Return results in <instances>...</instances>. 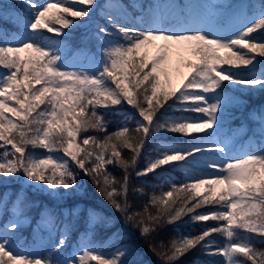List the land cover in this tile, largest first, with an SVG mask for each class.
I'll list each match as a JSON object with an SVG mask.
<instances>
[{
  "label": "snow or ice",
  "instance_id": "snow-or-ice-1",
  "mask_svg": "<svg viewBox=\"0 0 264 264\" xmlns=\"http://www.w3.org/2000/svg\"><path fill=\"white\" fill-rule=\"evenodd\" d=\"M16 6L22 13L26 6L31 15H20L15 34L0 28V69L4 70L0 73V177L23 181L53 196L63 195L61 190L78 192L82 175L90 177L142 237L164 225H175L179 232L185 216L189 217L185 224L218 222L198 234L179 233L162 252L150 244L161 264H175L197 247L205 256H222L225 264H264V250L255 246L251 236H239L243 231L264 238V107L256 112L258 131L248 129V141L239 149L231 136L221 134L232 110L243 106L240 97L228 94V85L264 91V65L257 71L258 57L264 58V37L253 35L264 30V0L258 8L230 0L207 4L202 7L212 10L207 21L191 3L172 0L146 6L133 0L131 8L138 15L122 0H18ZM97 16L103 24L95 22ZM220 17L236 21L239 27L213 31L209 25ZM84 18L95 23L89 38L95 39L100 53L89 56L87 64L69 61L64 40L46 35L67 37L65 30L81 27ZM151 48L155 54L150 55ZM174 57L188 69L186 73L175 69L181 76L178 85L172 79ZM125 106L136 116L122 111ZM109 113L122 115L125 121L135 119V129L125 123L108 133ZM168 135L189 139L166 143ZM157 137L162 139L146 153V164L135 175L164 178L165 172L183 166L184 177L177 183L169 175L165 182L170 190L153 193L142 211H132L136 205L129 200V169H135L145 145ZM123 149L130 150V159L124 158ZM190 165L212 171L189 174ZM108 166L124 171L122 181ZM131 191L144 193L142 187ZM174 192L185 194L179 204L172 199ZM28 205L27 194L17 193L13 219L0 234V264H126V247L105 254L87 233L71 255H60L70 240L77 206L68 210L69 220L47 257L18 250L8 232L27 221ZM149 205L157 209L155 215L148 213ZM7 206L5 194H0V211ZM202 207L205 211L197 212ZM55 219L51 210L42 211L45 227H56ZM107 219L96 210L88 213L92 225ZM213 233L221 234L225 242L217 244Z\"/></svg>",
  "mask_w": 264,
  "mask_h": 264
},
{
  "label": "trees",
  "instance_id": "trees-1",
  "mask_svg": "<svg viewBox=\"0 0 264 264\" xmlns=\"http://www.w3.org/2000/svg\"><path fill=\"white\" fill-rule=\"evenodd\" d=\"M240 1L241 0H231V3L234 4ZM0 2H3L6 7L11 6L15 8L19 13V16L16 19L6 17L4 15L5 8L0 7V16L3 17V19L0 20V28L12 31L13 34H15V31L19 26L18 21L20 15L23 14L25 16H29L31 15V12L28 11L27 7L25 6V9L22 13L21 8L16 6L18 0H0ZM39 2L43 3L44 0H39ZM4 20H7L8 23H4ZM95 22L101 24L104 23V21L98 16L95 18ZM83 24H88L87 18H84L81 27L72 29L70 31L65 30L68 31L67 37L59 36L55 33H46V35L50 36L52 40H64L66 44L65 55L68 59H78L87 64L89 56H99L100 53L98 52L97 42L95 39L89 38L95 32V23L88 24L87 27L83 26ZM253 35L264 37V30H258ZM258 59L261 61V63L257 64V71H259L260 67L264 65V58L258 57ZM3 71V69H0V73ZM226 91L229 95H236L240 97L243 102V106L238 109L234 108L232 110L233 114L226 121L222 133H228L230 136H233V131L238 130L240 125L243 124L247 127L246 131L240 133L239 136H236L237 138H234L239 139L241 144L247 143L248 135H250V133L246 134L247 130L252 129V131H258L256 126V121L258 119L256 112L258 109L264 107V91H261L258 87L246 88L243 85L236 84L228 85ZM169 104H171V101H169ZM99 111L103 112L104 109H100ZM122 111L136 116L135 110L130 106H125ZM105 119L109 121L107 128L108 133L116 131L125 123L130 129H135L136 127L135 119H129L125 121L122 115H112L109 113ZM89 134L95 135L101 139L104 136L103 132H90ZM131 135L137 134L132 132ZM199 135L203 136L204 134L201 133ZM80 139H83V134H81ZM158 139H162V137H157L145 145V150L142 152L141 158L138 160L135 169H129V173L131 174L129 200L136 205L132 211H142L143 206L149 204V199L153 193L159 195L162 191L170 190L169 184L165 182L169 175H171V177H173L177 183L181 182L184 177L185 168L183 166L178 167L176 171L171 173L165 172L164 178H157L156 174H148L147 176L142 177H137L135 175L137 170L142 169L145 166L147 161L146 153L152 152L154 150ZM187 139L189 138L168 135L164 142L184 143ZM29 151H31V148ZM37 151L43 154L42 149ZM122 154L125 159H130L132 156L130 150L127 149H123ZM75 170L79 171L78 169ZM108 170L116 176L117 180L122 181L124 176V171L122 169L115 166H108ZM82 182L85 184V186L78 192L73 193L71 190H61L63 195L53 196L49 193L35 191L33 188L22 184L16 179L0 177V194H5V199L8 200L7 210L3 211V215L0 219V229H2L0 230V234L4 233V226L13 219V214L9 207L12 206V201L15 199L17 193L22 195L24 193L27 194L29 205L26 210V215L29 217V221L23 223L16 231L8 232V235L15 240L16 244L22 242L21 245L25 244L32 246L37 241V239H39V228L37 223L41 219V213L44 209L51 210L56 218V227H54L56 232H52L43 246L40 248L38 256L41 257H47L51 253L52 246L58 242L60 238V231L63 229L64 223L68 222L69 220L67 216L68 210L73 206H77V215L71 218L72 227L69 234L70 240L68 244H66L64 252L71 255L73 249L79 246V244L84 240L85 234L87 233V236L91 239L92 243L105 254L110 255L115 252L116 249L126 247L129 250V255L125 257L126 264H161V260L158 255L150 250V244L156 247L157 253L162 252L170 245L172 238L177 237L179 233L192 232L193 234H198L204 228L214 227L218 224V222L211 220L195 224H185V221H188L189 219L188 216H185L179 222L182 225L179 229V232L174 230L176 227L175 225H164L163 227L157 228V230L151 233L149 236L142 237L140 235L139 229L133 226L132 223L127 222L123 214L116 211L111 206V204L105 200L103 195L93 184L90 177L82 175ZM116 186L119 188L120 185L117 184ZM140 187L144 189L143 194H134L131 191L132 188ZM133 195L136 197L135 200H133ZM184 195V193L174 192L172 199L176 200L179 204L180 199ZM194 202L195 201H193V203ZM91 210L100 212L108 219L99 221L95 225L90 224L88 222V213ZM202 211H205V208L202 207L197 209V212ZM156 212L157 209L149 205L148 213L155 215ZM43 231V233L47 232L46 230ZM239 236L241 238L251 236L255 242V246L260 250H264V238H261L255 234H248L243 231L239 232ZM211 238L214 239L217 244H223L225 242L224 237L219 233H213ZM161 243L164 245L163 248L160 247ZM195 260H199L201 262L214 261L225 264L224 258L222 256H205L199 247L189 252L186 256L180 258L175 262V264H193ZM249 264H251V262H249Z\"/></svg>",
  "mask_w": 264,
  "mask_h": 264
},
{
  "label": "rangeland",
  "instance_id": "rangeland-1",
  "mask_svg": "<svg viewBox=\"0 0 264 264\" xmlns=\"http://www.w3.org/2000/svg\"><path fill=\"white\" fill-rule=\"evenodd\" d=\"M122 2L125 5L129 6V11H132L134 15L139 14L138 12H134L133 9L131 8V4L133 3V0H122ZM136 2L141 3V4L146 6V5L151 4V3H159V4L163 5L165 3L170 2V0H152V1L136 0ZM172 2L180 3V4L191 3L192 5L195 6V9L201 14V17L205 21H207L208 15L212 10H205V9H202V7L207 5V4L222 3V2H224V0H172ZM230 2H231V0H230ZM241 3H243L245 5H254L256 8H258L260 3H261V0H241L240 2L234 3V5H239ZM0 7H4V3L0 2ZM4 8H5L4 15L6 17H11L13 19H16L19 16V13L17 12V10L15 8H13L11 6L4 7ZM249 15H251V13H249ZM209 26L213 29V31H216V32H220V31H224V30H228V29H234L236 27H239V25L237 24L236 21H234L232 19L224 18V17L218 18L216 22H214L213 24H211ZM149 51H150V55H152V54H155L156 49L151 48ZM187 58H193L194 59V57H190V56H188ZM68 60L69 61L75 60L78 63L86 64V63H83L81 60H78V59H68ZM171 63H172V69H173L172 70L173 84L178 85L180 83L181 76L175 71V69L177 67H179L180 70L184 73H186L188 71V69L182 66L179 58H177V57H174ZM260 63H261V61H260ZM246 129H247V127L244 126L243 128H239L238 130L233 131V136H231V137L233 138L234 143L237 144V146H236L237 149H239V147L241 145V141L239 139H235L234 137L239 136L240 133H243L244 131H246ZM221 134L224 136H230L228 133H221ZM238 154H239V152L233 153V155H238ZM206 155H213L214 156L217 154L216 153H206ZM197 157L199 158V154H197ZM189 167L191 169L189 174L199 175L201 172H211L212 171L211 169H204L202 167H196V166H191V165ZM18 181L24 185H27V184L23 183V181H20V180H18ZM82 184H83V186L81 189H83L85 186V184L83 182H82ZM27 186H29V185H27ZM33 190L37 191L36 189H33ZM44 193H46V192H44ZM9 208L12 209V206H10ZM2 214H3V211H0V219L2 217ZM27 220L29 221V218ZM37 224H38V228H39V239H37V241L32 246L25 245V244L21 245L22 242H19L17 244L18 250L27 251V252L32 253L35 256H38V254L40 252V248L43 246V244L45 243V241L47 240L49 235L52 232H54V233L56 232L54 227H51V228L45 227L43 225L41 219L39 220V222ZM44 229L47 230L46 233H43ZM0 230H2V229H0ZM74 249H73V251H74ZM60 255L63 256V255H70V254H66L64 252V250H62V253ZM215 264H221V263L215 262Z\"/></svg>",
  "mask_w": 264,
  "mask_h": 264
}]
</instances>
